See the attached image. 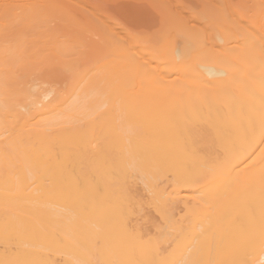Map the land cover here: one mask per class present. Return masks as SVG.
Here are the masks:
<instances>
[{
    "label": "bare ground",
    "instance_id": "1",
    "mask_svg": "<svg viewBox=\"0 0 264 264\" xmlns=\"http://www.w3.org/2000/svg\"><path fill=\"white\" fill-rule=\"evenodd\" d=\"M0 264H264V0H0Z\"/></svg>",
    "mask_w": 264,
    "mask_h": 264
}]
</instances>
